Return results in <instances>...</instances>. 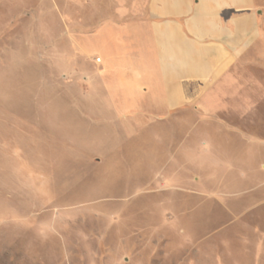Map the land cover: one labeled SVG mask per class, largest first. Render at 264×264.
Instances as JSON below:
<instances>
[{
    "label": "rangeland",
    "instance_id": "1",
    "mask_svg": "<svg viewBox=\"0 0 264 264\" xmlns=\"http://www.w3.org/2000/svg\"><path fill=\"white\" fill-rule=\"evenodd\" d=\"M73 1L0 0V264H264V15L223 103L130 130L82 38L145 0Z\"/></svg>",
    "mask_w": 264,
    "mask_h": 264
},
{
    "label": "crops",
    "instance_id": "2",
    "mask_svg": "<svg viewBox=\"0 0 264 264\" xmlns=\"http://www.w3.org/2000/svg\"><path fill=\"white\" fill-rule=\"evenodd\" d=\"M127 1L101 6L137 0ZM260 1L145 0L144 13L103 21L97 31L86 33L85 52L102 50L100 58L112 76L106 88L124 108L127 128L174 112L185 111L186 117L215 100L223 103L235 81L232 69L254 63L251 52L260 41L264 15ZM63 6L75 8L73 0H63ZM114 58L123 63L115 66ZM118 68L124 70L122 81L113 70Z\"/></svg>",
    "mask_w": 264,
    "mask_h": 264
}]
</instances>
